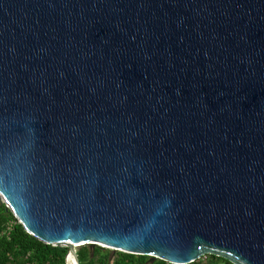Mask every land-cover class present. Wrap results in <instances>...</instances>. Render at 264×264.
Returning <instances> with one entry per match:
<instances>
[{
    "label": "water",
    "instance_id": "obj_1",
    "mask_svg": "<svg viewBox=\"0 0 264 264\" xmlns=\"http://www.w3.org/2000/svg\"><path fill=\"white\" fill-rule=\"evenodd\" d=\"M0 202L67 264H264V0H0Z\"/></svg>",
    "mask_w": 264,
    "mask_h": 264
},
{
    "label": "trees",
    "instance_id": "obj_2",
    "mask_svg": "<svg viewBox=\"0 0 264 264\" xmlns=\"http://www.w3.org/2000/svg\"><path fill=\"white\" fill-rule=\"evenodd\" d=\"M69 248L56 247L30 234L13 212L0 202V264H67ZM80 264H172L149 256L97 247L79 252ZM209 264H233L216 255H207ZM195 263V262H194ZM76 264V260H72ZM193 264V263H192Z\"/></svg>",
    "mask_w": 264,
    "mask_h": 264
},
{
    "label": "rangeland",
    "instance_id": "obj_3",
    "mask_svg": "<svg viewBox=\"0 0 264 264\" xmlns=\"http://www.w3.org/2000/svg\"><path fill=\"white\" fill-rule=\"evenodd\" d=\"M90 250H92V248L88 247ZM115 252V251H113ZM193 264H209L208 263V259L205 257H202L201 259L197 260L195 263Z\"/></svg>",
    "mask_w": 264,
    "mask_h": 264
},
{
    "label": "bare ground",
    "instance_id": "obj_4",
    "mask_svg": "<svg viewBox=\"0 0 264 264\" xmlns=\"http://www.w3.org/2000/svg\"><path fill=\"white\" fill-rule=\"evenodd\" d=\"M75 258H70L69 259V264H72V260H74Z\"/></svg>",
    "mask_w": 264,
    "mask_h": 264
}]
</instances>
